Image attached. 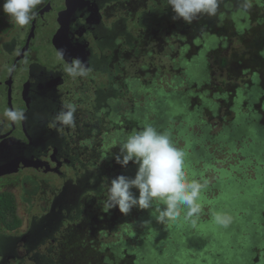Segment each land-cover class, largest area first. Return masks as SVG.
I'll return each mask as SVG.
<instances>
[{"label":"flooded vegetation","instance_id":"obj_1","mask_svg":"<svg viewBox=\"0 0 264 264\" xmlns=\"http://www.w3.org/2000/svg\"><path fill=\"white\" fill-rule=\"evenodd\" d=\"M2 5L0 0V146L6 155L11 153L24 163L39 161L50 169L46 174L30 168L0 178V195L11 193L18 202L28 203L30 209L37 204L41 207L42 217H32L27 235H17L24 225L10 231L0 218V264H23L31 251L39 252L45 239H53L61 220L81 219L80 212L74 218L71 208L95 172L91 163L94 162L97 172L113 165L106 156L107 146L121 145L131 130L143 128L146 116L136 120L132 115L144 109L136 103L135 96L143 94L148 99L151 92H156V83L145 79L157 71L156 47H164L159 54L172 52L173 48L169 44L171 29L160 39V30L155 25L163 11L159 27L173 12L161 0H41L34 10L35 19L20 27L9 21ZM178 23L183 36L190 29L198 30L196 21L190 26L182 20ZM202 42L200 48L196 46L197 51L207 47L204 38ZM189 45L193 47L194 43L186 41L178 45L182 51L171 54L174 63L176 56L181 57L182 63L184 49ZM74 58L86 64L89 69L86 76L72 77L67 73L66 68ZM236 66L241 68L240 64ZM9 68L14 70L10 72ZM158 70L165 71V66ZM211 83L212 79L204 86L210 88ZM243 87L247 88L245 82L229 83L220 89L224 99L218 100L221 104L229 102L228 115L233 112ZM128 94L133 97L125 102ZM130 100V116L122 117L121 105L129 104ZM199 100L196 99V104ZM68 104L76 106L72 127L54 120ZM9 108L23 110L27 119L15 123L8 120L4 112ZM112 114L119 117L108 123ZM218 118L223 120L221 116ZM118 135L123 139H117ZM96 143L104 148L98 149ZM28 171L34 175L21 177ZM68 171L74 173L73 178L68 177ZM51 175L64 179L62 190L57 189V183L43 180ZM67 189L73 195L66 196L65 203H61ZM49 193L52 196L46 198ZM48 209L52 213L49 216ZM43 219H51L49 225L41 222ZM37 256L41 258V253Z\"/></svg>","mask_w":264,"mask_h":264},{"label":"rangeland","instance_id":"obj_2","mask_svg":"<svg viewBox=\"0 0 264 264\" xmlns=\"http://www.w3.org/2000/svg\"><path fill=\"white\" fill-rule=\"evenodd\" d=\"M236 24L238 35L245 36L243 38L247 41V13H240ZM161 25L162 27L155 25L160 30V39L165 37L167 30L179 28L177 21L174 22L170 16ZM204 39L207 47L201 56H190L192 50L188 48L182 63L180 56H176L175 63L172 61L175 57H171L172 53L182 51L175 44L180 43L181 39H169L172 52L167 50L159 54L156 47L154 67L157 71L155 75L145 78L146 81L156 83V92H151L148 99L144 98L142 91L138 92L142 94L139 98L135 96L136 103H140V107L144 109L133 113V118L142 120L146 116L144 126L150 124L158 131L170 133L173 143L183 148L187 154L188 178L202 184L207 182L204 187L207 190H202L199 199L201 212L188 220H185L182 213L175 222L164 225L151 215L152 210L134 208L128 215L120 213L118 209L113 210L118 213V222L111 230H105L107 236L102 235L101 241L106 244L107 250L115 252L118 257L132 253L130 257L134 258L135 264L264 263V79L261 75L252 76L253 71L247 70L250 69L247 68V62L240 64L241 68H238V63L233 58L230 59L236 52L247 51L243 41L236 37L226 40L210 35ZM201 42H198L197 47L203 45ZM215 49L221 50V53L215 54ZM222 57L230 59V64L226 65ZM141 63L144 64L145 61ZM163 66L165 71H159ZM230 77L237 78L235 83L247 84V88L243 87L235 102L233 112L228 117L226 111L223 113L221 110L223 120L207 116L206 111L215 114L218 112L220 101H217L218 97L212 98L218 91L211 92L204 85L212 78L213 85L223 86ZM131 97L133 96L126 95L125 102ZM198 98L203 107L198 104L194 106ZM223 108L226 109L227 105ZM130 110L131 100L129 104L121 105L122 117L128 116ZM118 117V114L110 115L108 123ZM111 135L114 136L112 133ZM122 137L118 135L117 139ZM119 146L115 144L116 148ZM107 147L111 150L106 156L115 157L112 144ZM112 162L115 166L107 167L110 179L121 174L135 176L136 170H129L133 164L122 168L114 158ZM33 175V171H28L21 177ZM68 177L73 178L74 173L68 171ZM43 180L57 183V189L59 187L62 190L64 187V179L60 176H44ZM133 191L136 192L135 189ZM51 196L49 193L46 198ZM18 206L19 215L25 221L17 235H27L32 217H42L41 207L37 204L30 210V205H23L22 202ZM213 212L231 215V225L226 229L216 225L212 220ZM46 213H49V209ZM192 219L196 220L195 224L191 222ZM187 236L191 237L188 239ZM42 244L39 252L31 251L23 264H37V253L48 255L46 251L51 246L49 239H45ZM187 252L189 255L202 252L209 261L204 258L199 260L196 256H189V260H185Z\"/></svg>","mask_w":264,"mask_h":264},{"label":"clouds","instance_id":"obj_3","mask_svg":"<svg viewBox=\"0 0 264 264\" xmlns=\"http://www.w3.org/2000/svg\"><path fill=\"white\" fill-rule=\"evenodd\" d=\"M40 3L41 0H3L2 9L11 23L23 27L29 25L35 19L36 13L34 10ZM220 3L221 0H167V5L173 12V16H170L172 17V20L174 22L177 21V23L182 20L189 25L201 16H215ZM245 7H247V4H245ZM174 31V29H171V31L169 30L171 33L170 38H173L174 40L181 39L180 43H182L184 39L179 34L174 33ZM178 31H180L179 28ZM218 37L219 36H217V38ZM219 38L221 39V37ZM200 40L203 41V39H198L197 42L195 40L193 43L198 46ZM176 44L178 45L179 43ZM201 44L203 43L201 42ZM195 45L193 47L192 45H189V48L192 50L190 56H196L198 54L199 58L203 49L197 51ZM157 48L160 53V50L164 47ZM184 50L186 55L188 49L185 48ZM60 55L61 58H63V52H61ZM13 70L14 68H9L10 72ZM66 71L72 77H84L87 75L89 69L79 58H74L68 64ZM236 80L237 78H234V81ZM234 81L233 84H235ZM229 83H231V81H229L228 78L223 86L227 87ZM210 86L212 88L210 87L208 90H211V92L218 91V94L223 87L213 85V83H211ZM197 95H199V93ZM212 98L214 99L215 96H212ZM196 103L197 102L194 103V106ZM227 103L229 104V102ZM227 103H219V110L216 114L206 111L207 116L209 115L210 117L219 120L220 118H218V116H221V110H223L224 113L229 108ZM198 105L203 107L200 103H198ZM221 105H227V108L224 109ZM75 112L76 106L74 104H68L66 110H61L54 117V120L60 125L72 127L75 124ZM226 115L228 117L230 116L227 113ZM4 116L13 123L25 121L27 119L26 113L23 110L12 108L6 109ZM96 145L98 149L101 148L98 143H96ZM116 149H119V152H115ZM109 151L110 149L108 148L107 152ZM114 154H116L115 157L108 156V161L112 162L114 158L116 164L120 165L122 168H127L130 163L133 164L129 170L132 169L131 172L136 170L135 176L129 177L121 174L110 179L107 175L108 181L107 184L105 182V185L100 184L97 180L92 182L93 180L90 178L87 181L89 184L86 188L87 190L84 189L82 194L78 196L79 202L76 200L72 205V215L74 213L77 215L80 212L81 219H92V216L96 219H103L105 223H110V225L108 224V227L110 226L112 229V227L118 222V213L117 211L115 213L113 211L116 209L124 215H128L134 208L140 210H152L151 215L157 220V222L164 225L175 222L181 217L182 213L184 214L185 220H188L197 216L201 212L199 199L207 182L205 181V183L202 184L197 180H190L188 178L186 172L187 154L183 148L178 147L173 143L170 133L166 131H158L150 124L145 125L142 129L133 130L128 134L119 147H114ZM110 159L112 160L110 161ZM114 166V163L113 165H109L111 168ZM98 186L102 190L105 189L106 186V189L103 191L104 193L96 191ZM133 189H135L136 192H134ZM87 192L89 194L88 197L96 199L95 204L92 206V201L86 197ZM101 194L102 196H100ZM69 195H73L72 190H65L61 198V203H65L66 196ZM87 200L88 202H86ZM87 203L89 205H87ZM97 204L98 207L95 208L94 206ZM92 211L102 214L101 218L94 216ZM46 214L49 216L52 213L49 212ZM50 220L51 219H45V225H49ZM107 220L108 222H106ZM212 220L216 225L225 229L232 223L231 215L226 212H213ZM62 221L63 220H61V222ZM191 222L195 224L196 220L192 219ZM131 254L132 253H128L127 255L124 254L123 256L120 255L121 257H118V254H116V260L124 262L128 257L133 258L130 257Z\"/></svg>","mask_w":264,"mask_h":264},{"label":"trees","instance_id":"obj_4","mask_svg":"<svg viewBox=\"0 0 264 264\" xmlns=\"http://www.w3.org/2000/svg\"><path fill=\"white\" fill-rule=\"evenodd\" d=\"M161 1H164L166 7H169L167 5V0ZM245 4H247V7H245ZM162 13L165 14L164 11ZM240 13H247V41L243 38L245 36H240L237 32L238 25L236 21ZM164 14L157 19V25L160 23L161 19L164 18ZM196 23L198 24V30H195V28L190 29L187 31L188 34L186 33L184 36L181 35L180 31H174V33L179 34L184 39V41L178 45L186 43L187 39V41L191 43L195 40L198 41L200 35H204L202 39L207 35L213 37L219 36L226 40L236 37L244 42L247 51L245 53L236 52L230 56V59L233 58L234 62L238 64L247 62V68H250L247 70L253 71V76L261 75L264 79V0H221L215 16H201L196 20ZM169 44L171 45V43ZM217 53L220 54L221 50ZM224 60L226 65L228 63L230 64L228 59L224 58ZM250 73L251 72H249V74ZM230 78L233 84L234 77ZM225 93L228 92L226 91ZM215 97L224 99L223 94H217ZM117 151L118 150H115V152ZM111 160L112 159H110V161ZM91 164V170L95 171L94 169L96 167L93 165L94 162ZM107 167L106 165L98 172H93V175H91L92 182L97 180L100 184L105 185V182L107 184V175L109 176ZM105 189L102 190L98 186L96 191L104 193L103 191ZM88 195L87 192L86 197H88ZM0 196V218L4 219L3 222L8 230H19L24 225V219L19 215L20 208L18 206V200L14 195H11V193H4ZM100 196H102V194ZM88 198L92 201L91 206L95 204L96 199H92L91 197ZM86 202H88V200ZM87 205L89 204L87 203ZM94 207L97 208L98 204ZM26 213H28V211H26ZM92 214L99 218L102 216V214H98L96 211H92ZM73 215L75 218L76 214L74 213ZM106 222H108V220ZM108 224L110 225V223H105L103 219H96L93 218V216L92 219H66L61 222L60 227L55 230L56 233H54L53 239L49 240L51 246L50 249L46 251L48 255L41 254V258L39 256L36 257L37 259L35 260L37 264H135L134 259L129 257L124 262L116 260L117 255L109 252L105 248L106 244L101 241V237L102 235L107 236L105 230H111ZM189 237L191 236H187L188 239ZM136 243L138 242L136 241ZM189 256H196L199 260L204 258L209 261L207 257L203 256L202 252L201 254L194 253L193 255H189V252H187L185 260H189ZM257 264H259V262Z\"/></svg>","mask_w":264,"mask_h":264},{"label":"water","instance_id":"obj_5","mask_svg":"<svg viewBox=\"0 0 264 264\" xmlns=\"http://www.w3.org/2000/svg\"><path fill=\"white\" fill-rule=\"evenodd\" d=\"M30 168H35L41 173H50V169H48L46 164L33 160H29L24 163L19 158L16 159L11 153L6 155L2 151V146H0V178L4 176L16 175Z\"/></svg>","mask_w":264,"mask_h":264}]
</instances>
